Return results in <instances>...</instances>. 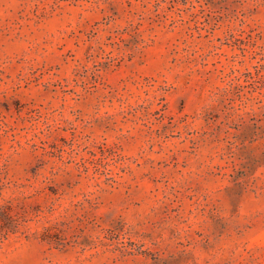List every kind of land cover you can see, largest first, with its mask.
I'll use <instances>...</instances> for the list:
<instances>
[{
    "label": "rangeland",
    "instance_id": "374dc122",
    "mask_svg": "<svg viewBox=\"0 0 264 264\" xmlns=\"http://www.w3.org/2000/svg\"><path fill=\"white\" fill-rule=\"evenodd\" d=\"M0 264H264V0H0Z\"/></svg>",
    "mask_w": 264,
    "mask_h": 264
}]
</instances>
